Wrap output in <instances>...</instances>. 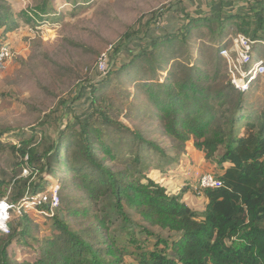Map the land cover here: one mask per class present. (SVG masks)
Returning a JSON list of instances; mask_svg holds the SVG:
<instances>
[{
    "label": "trees",
    "instance_id": "trees-1",
    "mask_svg": "<svg viewBox=\"0 0 264 264\" xmlns=\"http://www.w3.org/2000/svg\"><path fill=\"white\" fill-rule=\"evenodd\" d=\"M47 1L36 7V20L48 13ZM244 7L245 13H224L219 9L215 14L224 15L222 20H214V16H187V22L176 31L149 36L148 48L138 50L129 64H122L118 70L110 68L99 85L90 86L91 103L95 105L91 112L74 116L75 124L65 126L58 138L47 145L39 142L32 146L33 139L29 138L22 140L19 147L10 148L15 165L21 168L24 164L29 169L27 177L14 174L1 179L0 187L11 184L7 198L10 204L20 205L35 197L47 187V179L58 169L71 175L73 187L84 191L97 212L88 226L82 227L78 222L80 227L74 231L68 220L72 217L80 221L79 217L88 216L90 209H72L70 205L74 203L68 202L64 219L54 214L50 235L38 238L37 232L32 231V220L20 211V216L10 220L8 234L0 233V264H109L114 257L116 264H122L119 250L107 237L106 225L110 221L107 210L125 224L130 223L125 209L150 226L175 234L168 240L140 227L145 241L149 237L155 239V248L139 254L137 264H264V114H249V121L243 122L245 94L264 77L255 80L247 91L236 90L227 82L226 73L225 80L219 81L225 66L218 51L208 59L213 65V75L209 77L200 68L205 61L194 60L189 42L192 31L200 28H207L205 37L218 40L227 24L233 26L235 34L253 41L263 40L264 0H246ZM18 15L26 16L24 12ZM13 18L6 0H0L1 38L17 29L18 23ZM31 20L27 18L25 22ZM132 35L126 33L125 38L129 40ZM173 61L178 62L175 72L171 71ZM135 67L142 74L132 80L146 100L143 107H149L145 113L136 115L153 119L161 126L171 139L174 158L169 159L164 150L135 127L116 137H130L135 146L145 145V149L171 161L183 153L185 144H190L207 162L218 166L221 174L216 178L221 186L203 190L197 187L198 194L204 198V211L191 210L182 202L187 187L170 195L162 184L149 178L145 173L146 161L139 153L125 160L121 169L107 165L118 159L111 143L122 125L113 118L111 107L103 104L97 92L104 93L107 87L115 86L126 102L129 96L135 101L134 92L130 95L131 90H123L120 84L112 85ZM132 105L134 109L135 102ZM220 150L222 153L217 156ZM4 196L5 192H0V198ZM31 240L37 243L38 257L31 262L13 259L8 249L12 245L29 246ZM130 242L140 243L133 238Z\"/></svg>",
    "mask_w": 264,
    "mask_h": 264
},
{
    "label": "rangeland",
    "instance_id": "rangeland-1",
    "mask_svg": "<svg viewBox=\"0 0 264 264\" xmlns=\"http://www.w3.org/2000/svg\"><path fill=\"white\" fill-rule=\"evenodd\" d=\"M44 1L6 0L18 27L3 38L0 37V45L8 44L12 53V57L0 68V181L14 174L28 176L23 172L26 168L24 164L21 168L15 165V155L10 151L12 146L19 147L22 140L29 138L33 139L32 146L39 142L47 145L58 138L65 126L72 127L75 124L74 116L91 112L95 105L91 103L90 86L99 85L110 68L118 70L138 50L148 48L149 36L176 31L187 22V16H214V20H222L224 15L215 14L219 9L224 13H245L247 10L244 7L246 0H48V13L36 20V7ZM21 12L26 16L18 15ZM27 18H32V22L26 23ZM215 27L213 29L217 32ZM207 31V28L193 30L189 42L194 60H204L200 68L211 77L213 65L208 59L215 57L218 44L234 34V28L227 24L222 36L214 41L205 37ZM126 33L133 34L129 40L125 38ZM256 48L263 57L262 48L259 45ZM177 63L173 61V66H177ZM173 66L172 69L171 65L168 68L175 72L176 66ZM141 74L138 67L130 68L112 83L120 84L123 90H131L130 95L134 92L135 101L129 96L126 102L115 86L107 87L104 93L97 92V96L103 98V104L111 107L113 118L122 125L115 135L116 140L111 143L118 159L107 162V165L116 170L121 169L125 160L139 153L146 161L145 173L149 178L162 184L170 195L187 187L188 192L183 195L182 202L191 210L204 211V198L198 194L197 180L205 172L219 176L221 169L207 162L203 154L190 144H185V150L177 160H169L174 158L171 139L153 119L136 115L149 109L143 107L146 100L136 88L135 80H132ZM223 75L225 68L222 66L219 81L225 80ZM133 102L136 104L134 109ZM244 102L246 113L243 122L249 121V114H264V78L258 80L245 94ZM131 127L137 128L143 137L164 150L169 159L157 156L154 150L145 149V145L135 146L130 137H116L126 130L131 131ZM221 153L222 150L217 156ZM54 171L53 177L47 179V187L36 196L41 204L33 206L20 202V205H24L20 211L30 217L32 231L37 232L38 238L50 235L54 214L64 219L68 202L74 203L70 205L72 209H90L88 216L79 217L80 221L72 217L68 220L74 231L80 227L78 222L82 227L88 226L90 218L97 212V207L86 199L84 191L73 187L69 173L58 169ZM10 191L11 184L9 187H0V192H5L0 201L8 198ZM1 206V210H4ZM100 207L104 208V205ZM125 210L129 213L130 223L125 224L107 210L110 221L106 225L107 237L113 240L115 248L119 250L122 264H137L139 254L155 248V239L149 237L145 241V235H141L138 230L140 227L147 228L148 232L163 239L174 238V233L152 227L133 211ZM20 211L14 208L8 213L9 223L10 217L14 219L20 216ZM132 238L140 243L132 244ZM29 244L21 247L12 245L8 249L9 254L18 262H31L38 257L39 252L36 242L31 240ZM115 260V257L110 259L109 264H116Z\"/></svg>",
    "mask_w": 264,
    "mask_h": 264
},
{
    "label": "built area",
    "instance_id": "built-area-1",
    "mask_svg": "<svg viewBox=\"0 0 264 264\" xmlns=\"http://www.w3.org/2000/svg\"><path fill=\"white\" fill-rule=\"evenodd\" d=\"M258 45L264 49V39L260 41H253L242 34L234 33L230 34L224 42L218 44L217 46L218 55L222 59L225 66L227 82L236 90L247 91L250 89V86L255 80L264 77V59L259 55L260 52L256 49V46ZM11 57V48L8 44L0 45V68ZM26 160L27 157L24 158L25 162ZM23 172L24 174H29L27 166ZM197 184L198 188L202 190L214 189L221 186L220 180L211 172L202 173L197 180ZM36 196L24 200L23 203H31L33 206H35L36 203L41 204ZM1 205H3L4 210H1ZM14 208L20 211L21 208H24V205H12L8 202L7 198L0 201L1 234H8V213L10 211H14ZM10 218L12 219L13 217Z\"/></svg>",
    "mask_w": 264,
    "mask_h": 264
},
{
    "label": "crops",
    "instance_id": "crops-1",
    "mask_svg": "<svg viewBox=\"0 0 264 264\" xmlns=\"http://www.w3.org/2000/svg\"><path fill=\"white\" fill-rule=\"evenodd\" d=\"M243 7V6H242ZM239 13V12H238ZM262 50L264 51V49L262 48ZM193 179H194V177H193ZM195 185V184H194Z\"/></svg>",
    "mask_w": 264,
    "mask_h": 264
}]
</instances>
